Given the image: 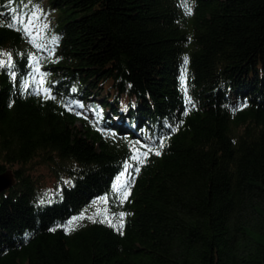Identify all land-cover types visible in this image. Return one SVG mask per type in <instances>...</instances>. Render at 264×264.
Listing matches in <instances>:
<instances>
[{"label":"trees","instance_id":"16d2710c","mask_svg":"<svg viewBox=\"0 0 264 264\" xmlns=\"http://www.w3.org/2000/svg\"><path fill=\"white\" fill-rule=\"evenodd\" d=\"M44 1L42 49L24 22ZM187 3L0 0V264H264V0ZM31 53L55 98L25 87ZM136 139L160 149L138 170Z\"/></svg>","mask_w":264,"mask_h":264},{"label":"snow or ice","instance_id":"6c2138e0","mask_svg":"<svg viewBox=\"0 0 264 264\" xmlns=\"http://www.w3.org/2000/svg\"><path fill=\"white\" fill-rule=\"evenodd\" d=\"M183 6L185 7V9L187 10V12H191L192 8L191 6L187 3V0H183ZM35 15V14H33ZM19 18L18 17H12V22H9L6 26L9 27H15V23L14 21H17ZM0 23H2V21H0ZM24 31L27 32L30 36H35V30L33 28L30 27V21L27 20L26 18V22H24ZM34 43H36L35 40H33ZM36 46L38 48H44V44L43 43H36ZM0 53H2V55H0V66H6L8 68H11L14 64H15V58L13 57L12 53L6 50H2L0 49ZM22 55V54H21ZM7 57V59H5L4 57ZM28 59H29V63H31L33 65V68L35 70V72L39 73L41 71L40 69V65L38 63L39 58L36 56L35 53H31L28 55ZM185 60H187V56H185ZM10 75L15 78L17 73L15 71H11ZM46 74H42L41 76H35V75H31L29 76L28 80H26L24 82L25 87H28L29 84H33V86H36L38 88V94L39 92H42L44 94V98H55L54 96H52V89L50 87L47 86V82L44 79V76ZM182 81L184 80V77H181ZM35 82V83H34ZM52 83H55L54 81ZM183 89L185 94L187 95V85L183 84ZM61 103H63L64 107L68 108L70 111H75L74 108H72L68 103H64L63 101H61ZM73 104L75 103H81L80 101H72ZM187 104H190L192 107H195L194 102L192 101V98L190 96H188ZM246 103V101H245ZM83 105L81 104V107ZM240 107H244V104H240ZM187 107L185 108V112H187ZM80 115H83V113H77ZM182 123V121H181ZM174 130V129H173ZM106 132V134H110L108 133V130H104ZM170 132L165 133V135H170ZM114 138V137H113ZM165 142V138L162 135L160 137V145L161 147L163 146ZM137 145H140L139 147ZM129 147L131 149V161H136L138 162L136 164V169L138 170L139 164H143L145 162V160L143 159L144 157H146L147 155H149V152H154L156 154L160 153V149L152 146L150 144H148L146 141L141 140V139H136L133 141L129 142ZM132 165L130 164L129 160H125L124 161V165H123V171L120 172V174L116 177V181H114V187L118 190V191H123V195L121 196V200L126 199L127 198V190L129 188V184H128V179H127V172L128 169L131 167ZM104 199H107V194H105ZM88 215V213H86L85 211H81L78 215L76 216H72L69 219V222L67 225H63L62 227L64 228V231H70L74 228H76L78 225L76 223V221L78 220H82L84 219L86 216ZM115 213H109V216L105 218V222L112 224L113 220L111 219L112 216H115ZM127 213L121 211L119 213L120 217H124L126 216ZM89 218L91 219H95V216H90ZM124 224V220L123 219H119L116 222V225L121 231H122V226ZM25 235H28V233H25Z\"/></svg>","mask_w":264,"mask_h":264},{"label":"rangeland","instance_id":"374dc122","mask_svg":"<svg viewBox=\"0 0 264 264\" xmlns=\"http://www.w3.org/2000/svg\"><path fill=\"white\" fill-rule=\"evenodd\" d=\"M46 1H44L42 4H40L35 11V17L33 18L31 17L30 19H28V21H30V27L33 28L35 30L36 35L30 36L29 35V41L31 44H34L33 40H35V38L41 36L42 34L47 35V30L49 29V27L52 25L51 22V15L53 14L51 11L47 10V6H46ZM36 76H40L39 73L38 75L36 74ZM80 104H77V106H79ZM83 112L87 115H89V117L92 116L91 112L88 109L82 108ZM12 169V168H10ZM35 177L38 179V181L42 184L44 183V185L46 186V188H54L55 184H56V178L54 176L53 173H51L48 168L45 167H40L37 171H35ZM16 176V174H15Z\"/></svg>","mask_w":264,"mask_h":264},{"label":"water","instance_id":"95a60500","mask_svg":"<svg viewBox=\"0 0 264 264\" xmlns=\"http://www.w3.org/2000/svg\"><path fill=\"white\" fill-rule=\"evenodd\" d=\"M16 184V176L13 169H6L0 172V193Z\"/></svg>","mask_w":264,"mask_h":264},{"label":"bare ground","instance_id":"6f19581e","mask_svg":"<svg viewBox=\"0 0 264 264\" xmlns=\"http://www.w3.org/2000/svg\"><path fill=\"white\" fill-rule=\"evenodd\" d=\"M35 40H36V38H35ZM34 75L36 76V72L34 73Z\"/></svg>","mask_w":264,"mask_h":264}]
</instances>
